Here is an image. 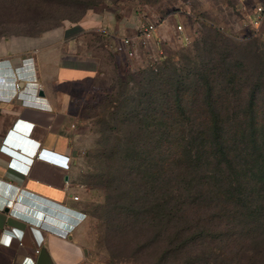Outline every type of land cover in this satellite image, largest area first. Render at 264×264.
Listing matches in <instances>:
<instances>
[{
    "label": "trees",
    "instance_id": "trees-1",
    "mask_svg": "<svg viewBox=\"0 0 264 264\" xmlns=\"http://www.w3.org/2000/svg\"><path fill=\"white\" fill-rule=\"evenodd\" d=\"M101 1L0 0V19L8 15L26 27L20 32L35 35L44 30L43 24L78 21ZM6 32L0 30V36ZM236 47L217 29L204 32L192 64L177 70L161 64L141 71L136 94L125 97L115 112L113 119L129 137L123 172L129 181L124 194L131 198L125 214H115L114 220L137 241L141 232L153 231L142 250L160 244L161 260L264 264V175L256 177L258 169L245 172L234 164L235 143L242 140L248 156H264V124L258 115L264 111V72H249L244 58L235 54ZM261 48L259 57L264 60V44ZM116 53L109 51L105 58L113 85L122 78ZM229 95L246 104L241 108L236 102L237 108L230 110L225 106ZM89 102L79 110L86 122L101 114H91L99 107L91 108ZM230 117L236 121L233 125L226 124ZM184 119L200 123L195 126ZM105 210L113 212L112 207Z\"/></svg>",
    "mask_w": 264,
    "mask_h": 264
},
{
    "label": "rangeland",
    "instance_id": "rangeland-1",
    "mask_svg": "<svg viewBox=\"0 0 264 264\" xmlns=\"http://www.w3.org/2000/svg\"><path fill=\"white\" fill-rule=\"evenodd\" d=\"M258 1L262 0H102L78 21L65 19L57 26L43 24L41 26L44 30L35 35L20 32H25L26 29L22 28L26 27L19 25L16 20L9 19L8 15L0 19V30H7L0 36V50H19L32 45L34 40L38 45H48L47 43L52 41L64 43L65 35H69L81 42L80 46L93 45L92 49L102 61V75H98L97 92L91 96L89 102L92 104L91 108L99 107L96 111L91 110V114H101L98 118L85 122L84 148L81 149L82 155L77 164V177L84 185L83 196L79 197L78 202L85 212V218L83 221L79 220L81 223L74 224L71 229L72 243L80 249V253L74 252L80 259L72 264H177L171 259H160V244H153L142 250L150 244V239L154 236L153 231L141 232L137 241L135 234L126 231L127 228L121 224L119 227L114 220L115 214H125V203L131 197L124 194L127 189L124 185L129 184V181L123 172V167L128 165L126 156L129 137L122 135L120 124L113 118L115 112L121 110L124 98L136 94L139 89L141 71L155 65L172 66L177 70L192 64L191 62L197 59L200 40L206 31L217 29L227 40L232 41L237 46L235 54L240 59L244 58L249 72L257 73L261 68L264 72V60L259 57L261 46L264 44V20L257 28H253L240 11V5L243 4L247 13H250ZM88 13L106 14L107 17L111 16V19L120 22L118 32L114 31L118 36H134L139 22L156 23L155 45L162 51L161 56H157L158 59L151 63V56L155 52L153 43L138 44L136 54L132 58L116 53L122 78L119 85H113L111 68L105 59L108 57L105 54L107 52L102 50L98 43V32L80 26ZM202 23L208 26L202 27ZM178 26H181L180 29ZM236 102H240L238 106L241 108L246 104L237 95H233L225 106L230 110L236 109ZM105 103L107 106L103 109ZM261 108L264 110L263 99ZM260 114L259 119L264 124V111ZM184 121L196 124L195 126L200 123V119ZM234 122L235 119L230 117L226 124L233 125ZM116 124L117 128L114 127ZM235 146L234 164L237 169L253 173L252 170L258 169L256 177L263 176L264 164L260 163L264 162L262 153L258 155L257 152L252 158L248 156V153L243 151L245 140L236 142ZM147 154L143 153V159H147ZM143 164L145 166V161ZM260 196V193L256 194L254 201L260 200ZM108 207L113 208L111 214L105 210Z\"/></svg>",
    "mask_w": 264,
    "mask_h": 264
},
{
    "label": "crops",
    "instance_id": "crops-1",
    "mask_svg": "<svg viewBox=\"0 0 264 264\" xmlns=\"http://www.w3.org/2000/svg\"><path fill=\"white\" fill-rule=\"evenodd\" d=\"M119 23L88 13L80 26L98 32L109 53L105 29L118 32ZM65 38L0 50V264H35L51 238L72 243V226L85 218L77 164L86 121L79 110L96 93L102 61L93 45ZM10 234L18 239L8 244ZM58 254L70 258L61 246Z\"/></svg>",
    "mask_w": 264,
    "mask_h": 264
},
{
    "label": "built area",
    "instance_id": "built-area-1",
    "mask_svg": "<svg viewBox=\"0 0 264 264\" xmlns=\"http://www.w3.org/2000/svg\"><path fill=\"white\" fill-rule=\"evenodd\" d=\"M240 11L243 13L248 23L251 24L253 28H257L264 20V0L258 1L253 6V10L250 13H247L246 6L243 4L240 5ZM180 27L181 26H178V29H180ZM156 28L157 25L154 22H139L136 31L137 33L134 36H118L114 32V30L106 28V46L112 52H117L123 54L127 58H132L136 54L138 44L141 43L142 45H149L150 43H153L155 45ZM154 47L155 52L151 56V63L157 60L162 54V51L156 45ZM37 156H40V152H38ZM72 198L74 200H77L78 196L73 195ZM52 231L53 230L49 231V237L53 236L54 233ZM13 239H18V237L10 234L9 237L6 239V243L9 244ZM34 251L37 254L39 252V249H35Z\"/></svg>",
    "mask_w": 264,
    "mask_h": 264
},
{
    "label": "water",
    "instance_id": "water-1",
    "mask_svg": "<svg viewBox=\"0 0 264 264\" xmlns=\"http://www.w3.org/2000/svg\"><path fill=\"white\" fill-rule=\"evenodd\" d=\"M39 94L42 95V91H39ZM49 243V247L46 249L43 248L38 254L35 264H72L73 262H76L80 259L79 256L74 254V252L80 253V249L73 243H65L56 237L51 238ZM60 246L70 252V258L68 260H65L59 256L58 249Z\"/></svg>",
    "mask_w": 264,
    "mask_h": 264
}]
</instances>
